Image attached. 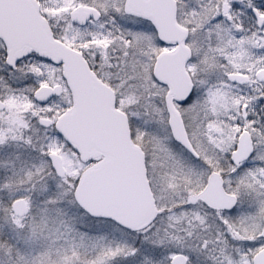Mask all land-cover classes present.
<instances>
[{"label":"rangeland","instance_id":"obj_1","mask_svg":"<svg viewBox=\"0 0 264 264\" xmlns=\"http://www.w3.org/2000/svg\"><path fill=\"white\" fill-rule=\"evenodd\" d=\"M37 1L56 36L80 50L99 72L98 76L115 90L116 106L126 112L132 139L144 151L150 185L160 208L183 203L186 195L195 191L188 187H195L206 174L202 165H207L208 170L222 169L223 160L235 148L240 132H248L253 152L238 172L227 176L225 186L239 200L235 211L239 229L234 228L239 233L237 237L245 240L252 236L258 244L256 235L264 210V94L251 85L246 86L251 93H243L245 88L233 86L223 78L231 71L254 76L264 69V43L256 33L258 30L252 29L248 0L232 3L230 20L222 17V2L218 0L181 1L177 6V21L186 25L190 17L198 28L194 31H198L196 36L207 51L203 55L207 62H217V56L209 53L219 49L224 50L227 61L223 69L217 67L209 72L214 77L191 63L185 65L193 93L175 108L197 162L170 133L163 99L166 87L152 74L158 45L149 22L123 14V0ZM78 6L95 8L99 19L89 20L83 26L73 24L69 11ZM214 18L217 20L212 21ZM59 70L58 66L32 56L11 74V80L16 89L28 80L50 84L56 81ZM8 88L5 93H9ZM5 101L9 116L6 117L10 119L8 126L0 124V142L11 147L3 159V170L9 175L0 177V206L17 184L19 167L27 153L13 145L37 143L46 147L47 152H61L68 177L57 178L48 163L45 180L28 182L31 192L25 195L31 213L24 220L15 221L17 241L10 238L11 245L17 246L14 260L10 256L11 246L0 243V264H170L171 257L178 252L186 255L187 264L201 263L198 246L203 238L195 226L191 227L193 233L184 227L174 230L169 224L172 221L161 218L143 233H131L102 218H90L76 206L72 191L82 164L53 129L44 131L42 144L37 130L39 117L55 120L68 105L66 96L43 105L17 92ZM242 105L247 106L246 117L241 115ZM223 229L225 234L228 229ZM220 231L217 227L212 234L218 236ZM184 232L188 238L183 236ZM242 256L240 251V264H248Z\"/></svg>","mask_w":264,"mask_h":264},{"label":"water","instance_id":"obj_2","mask_svg":"<svg viewBox=\"0 0 264 264\" xmlns=\"http://www.w3.org/2000/svg\"><path fill=\"white\" fill-rule=\"evenodd\" d=\"M126 14L145 19L153 26L158 39L165 44L177 43L171 51L161 53L153 66V75L168 90L164 103L168 125L173 138L191 151L181 118L173 106L184 103L192 84L184 69L189 52L184 45L186 30L175 22L174 0H124ZM94 8L76 7L69 19L84 25L89 18L97 19ZM0 39L6 48V63L14 68L25 55L35 53L55 65H61L62 77L72 95V104L54 123L55 130L80 155L81 161L103 156V160L83 170L73 191L78 206L94 217H106L131 231L145 228L159 213L146 177L145 158L141 148L131 138L126 114L115 107L113 90L90 70L81 53L54 38L48 21L42 17L37 0H0ZM263 74L260 76L262 77ZM245 77L230 73L231 82ZM60 87H39L34 98L46 102ZM47 126L50 121L43 119ZM252 143L248 132L239 135L230 154L234 164L250 157ZM58 175L63 168L59 156H49ZM211 207H232L235 197L225 194L217 173L208 178L206 187L198 194ZM229 200V203L224 204ZM21 200L12 203V210L22 215ZM264 237L263 228L260 233ZM171 264H185L183 255H176ZM253 264H264V248L253 257Z\"/></svg>","mask_w":264,"mask_h":264},{"label":"flooded vegetation","instance_id":"obj_3","mask_svg":"<svg viewBox=\"0 0 264 264\" xmlns=\"http://www.w3.org/2000/svg\"><path fill=\"white\" fill-rule=\"evenodd\" d=\"M181 1L187 2L188 0H174V2H175V20H176V23L179 27L186 30V38L184 40V45L188 49L189 56L185 62V65L188 63H191V65L193 67L195 66L199 70L206 71V72H204V74H208L209 72L216 69L217 67H219L220 69H223L224 65L227 63L226 59L223 56L224 50L219 49V51H217V52H215V51H213L211 53L208 52L209 55L212 54L214 56L215 55L217 56V62L209 59V63H208L206 56L203 57V55L207 54L206 53L207 51L202 46V40L200 39V37L196 36V35H199V33H198V31H194V30H197L198 28L195 27L194 23H191V18L188 17L189 23L186 25H182L177 21V17H178L177 6L181 3ZM237 1L238 0H218V2H222V9H221L222 13H223L222 17H225L227 20L231 19V14H230L231 9H232L231 5H232V3H236ZM248 2L251 4L249 7V11L251 14L252 26H254L252 29L258 30L256 33H258L259 39L264 43V0H248ZM123 3H124V0H123ZM122 12H123V14H125L123 11V4H122ZM98 13H99V11H98ZM99 17H100V14H98V19H99ZM110 18H113V17H110ZM215 20H217V18H214L212 21H215ZM235 21L237 22L236 19H235ZM241 25L244 28L243 23ZM237 27H238V25H237ZM154 33H155V31H154ZM155 39H156L155 41L158 45V52L155 56V59H157V57L161 53L171 51L177 47V43H172V44L162 43L158 39L156 33H155ZM32 56L36 57V55H34V54L27 55L26 57H23L21 60H19L15 64V67L12 68V67L8 66L6 63L5 47L3 46V43L0 40V124H4L5 126H8L7 121L10 118L7 120V118L9 117L7 115L8 104L5 101V99L12 93L19 92L20 95L27 96L29 98L32 97V99L37 104H41L34 99L35 91L40 86H48L51 88L59 86L60 87V93L59 94L55 93L54 95H52L50 99H48L46 102H43V105H46L48 102L52 101L53 99L60 98L62 96H66V98L69 99V103L65 108H63V110L60 112V114L63 113L71 105V92L69 91L68 87L65 84V81L62 78L61 66H58L60 68V70L58 71V76H57V79L55 82H52L50 84L45 83V82H42L40 84H36L33 81L28 82L29 81L28 80V81H25V83L20 84L19 85L20 87L18 86V88L16 89V86L13 83L14 81L11 80V74L16 72L17 69L20 68V65L22 64V62H24L25 60H27L28 58H30ZM89 66L92 69V71L96 74V76L102 82L106 83L105 81H103L98 76L99 72L97 70H95L90 64H89ZM230 73H236V74L243 75L245 77V79H243V78L241 79V81H243V83H240L239 81L238 82H231L228 79V74H230ZM28 74H29V78H30V73H28ZM262 74H263V76L260 77ZM100 75H101V73H100ZM188 76H189L190 82L192 84V91L189 95L191 97V95L193 93L194 86H193V82H192L189 74H188ZM209 76L214 77V75L212 73H209ZM220 78L221 79H219V81L222 80V75ZM223 78L226 79V81L233 86L245 88L242 90L243 93H251V91L248 90V88H246V86L251 85L252 87H258V89H256V92H258L260 94H264V69L263 68L260 69L259 71H257L254 76L252 75V73H244V72L238 70V71H231V72L226 73ZM216 80H218V79H216ZM21 83H22V81H21ZM24 84L26 86L21 87V85H24ZM106 84L111 86V84H109L108 82ZM163 86H165V85H163ZM7 87H9L7 90V92H9V93H5ZM27 87L29 89H27ZM165 87H166V91H167L168 87L167 86H165ZM114 94H115V98H117L115 90H114ZM4 110H6V111H4ZM246 112H247V106L242 105L241 106L242 117H246ZM6 116H8V117H6ZM57 117H56V119H57ZM43 119L50 120L51 124L48 126H43L41 124V121ZM55 120H52V119L45 117V116L44 117L41 116L38 118V125L40 127L37 130H38L39 140H40L41 144H42V141L45 140V133H44L45 130L51 128L54 130V132H56L54 129V126H53V123ZM11 123H14V121ZM243 131H245V130H242L241 132H243ZM241 132H240V134H241ZM239 135L237 137L235 146L237 145ZM58 136L62 139L61 135H58ZM186 137L188 139L187 134H186ZM23 143H25V141H23ZM13 146L18 147L19 149H21L23 151H27V153L25 154L23 164H21L19 167L20 177H18L17 184L15 185L14 188L11 189V193L8 196H7V194L4 196V197H6V196L7 197L5 198L4 203L1 204V206H0V222H1V224H0V243L4 244L5 246L8 245V247L11 246L10 256H11L12 260H14V258H15V251L17 249V246H15V245L12 246L10 243L11 237L13 238V241L15 239L17 241L15 233L18 230H16L14 227H15V224H18V223H15V221L16 220H18V221L24 220L25 218H27V216H29V214L31 213V210H32V207L30 206V204H28L29 202L27 201V196L25 195L26 193L31 192V189L29 188L28 182H39V183H41L43 180H45L47 177V173H48V169H47L48 163L50 165V169H49L50 172L54 173L57 178L63 179L65 177H68V175L66 173V169L63 165V158H62L61 152H54V151L47 152L46 147L37 146V143L34 146H33V144H31L30 146H26L25 144H18V146L17 145H13ZM190 146H191V144H190ZM10 147L11 146L9 144L0 142V177H2V178L9 175V173H7L3 170V165H4L3 159H4L5 155L7 154L8 149ZM66 147L72 153V156H74V158L82 164V169L80 170V172L78 173V175L76 176V179H75V185H74V188H75L76 183L78 182L82 171L87 167H91V166H94V165L100 163L103 160V156L99 155L97 157H89L86 161H81L80 155L77 151H75L71 146L67 145ZM180 147L183 148L184 151H186L187 153L192 155L194 157V159L196 160L195 162L198 161V159L196 158V154L193 151V149L191 151H188L183 146H180ZM51 154L59 156L60 161H61V166L63 167V172H64L62 175H57L55 173L54 169L52 168L50 160H49V156ZM248 160L249 159L241 161L237 164H234L231 161L230 155H229V157L227 159L223 160L222 169H220V170H217V169L216 170H213V169L208 170L207 165H202L203 166L202 170H204V172L206 173V174H204L203 179L200 178L201 180L199 182L195 183L196 184L195 187H192V186L188 187V189H190V190L194 189L195 191H193L189 195H186L183 203L170 204L166 209L160 208L157 204L156 195L153 192V189L151 188V185H150V180L148 177V170H147L146 160H145L147 178L149 180L150 189H151L152 194L154 196L156 207L159 210V213L156 215L154 221L148 227L152 226L156 221H159L161 218H168L167 220L172 221L169 224L174 230H176L177 228L181 229L182 227H184L185 231L187 230L188 232L193 233L191 227L192 226L197 227V229L195 231H198V235H200V237L203 238V241L200 240L201 241L200 246H198L199 247L198 253H199V256H201L200 257V260H201L200 264H240V261L242 260L240 257V251H242V255H243L242 258H247L248 264H253L254 255L259 250L264 248V237H262L260 235V232H261V229L263 226L264 210H263L262 215H261V226L259 228L260 231L256 235V238L259 239L258 240L259 243L257 244V242L255 241V238L252 236L249 237L248 239L245 238L246 241L241 239V237L238 238L237 234L239 236V233H238V231L235 232L234 228L235 227L238 228L237 222L239 223L238 218L235 215V211H236L239 200H238V197L233 192H231L228 188H226V186H225L226 185L225 179L227 178V176H229V175L232 176L233 174L238 172L241 169V167H243L244 164L246 162H248ZM201 173L202 172L200 171V174ZM212 173H217L219 175L220 179L222 180V189H223L224 193L228 194V195H232L235 197V202H234L232 207H222V206L211 207L204 200H202L201 198L198 197V194L201 191H203V189L206 187V185L208 183V178ZM24 181H27V182H24ZM74 188H73V190H74ZM72 193H73V191H72ZM16 200H21L25 206V208H24L25 213L22 215H19L12 210V203ZM228 203H229V200L224 202V204H226V205ZM93 218H103L104 220L112 222L116 226H118L124 230H128L126 227H123V226L117 224L114 220H112L110 218H106V217H93ZM148 227H146V228H148ZM217 227L221 231H220L218 236H215L212 234V232ZM223 227L228 229L225 234H224ZM145 229H142V230H139L136 232H131V233H143L142 231ZM180 231H183V230H180ZM183 236H185L186 238L189 237L187 234H185V232H184ZM195 238L196 237H193L192 239L195 240ZM176 255H183L185 258V264H187V257L184 253L178 252V253H176Z\"/></svg>","mask_w":264,"mask_h":264}]
</instances>
